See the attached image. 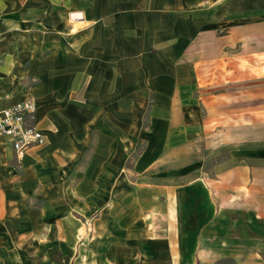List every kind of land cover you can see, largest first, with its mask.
<instances>
[{"label":"crops","instance_id":"obj_1","mask_svg":"<svg viewBox=\"0 0 264 264\" xmlns=\"http://www.w3.org/2000/svg\"><path fill=\"white\" fill-rule=\"evenodd\" d=\"M59 1L74 7V0ZM180 1L184 42L195 35L199 47H214L204 56L212 54L208 62L213 64L208 63L205 74L192 71L190 87H184L192 95L188 106L176 99L179 89L173 80L166 92L156 94L148 145L129 181L127 129L118 133L117 151L105 138L89 140V131L78 141L76 129L73 157L42 89H29L26 97L21 95L26 90L18 92L21 61L37 44L26 41L31 33L19 32L23 25L31 28L30 0H0L1 35H9L8 23H21L12 35L23 39L13 71L0 82V111L35 97V118L45 139L17 159L0 136V259L13 232L24 226L19 218L34 186L76 185L81 190L130 183L150 185L166 196L165 208L152 212L151 220L160 216L167 221L161 245L152 249L169 255L167 264H264V0H164L134 14V23H157L158 12L169 14ZM191 13H199L196 22ZM190 23L207 24L192 30ZM216 23H225L220 37ZM193 55V62L204 61ZM240 110L247 111L245 118ZM156 123L162 128L156 129Z\"/></svg>","mask_w":264,"mask_h":264},{"label":"rangeland","instance_id":"obj_2","mask_svg":"<svg viewBox=\"0 0 264 264\" xmlns=\"http://www.w3.org/2000/svg\"><path fill=\"white\" fill-rule=\"evenodd\" d=\"M163 1L74 0V7H67L59 0H30L31 28L23 25L21 30V23H8L9 35L0 31V82L13 71L23 41L13 37L12 28L31 33L33 36H25L26 41L37 44L21 61L18 92L26 90L21 94L26 97L27 90L42 89L44 102L73 157L76 129L80 134L75 140H81V135L85 139L89 131V140L105 138L115 151L119 131L127 129L125 169L129 181L134 180V165L148 145L145 138L150 136L156 94L166 92L173 80L179 89L176 99L188 106L192 95L184 87H190L192 71L196 68L205 74L208 63L213 64L208 62L213 60L212 54L209 59L204 56L214 47H199L195 35L184 42L181 1L169 14L158 12L157 23H134V14H143L148 6ZM73 10L82 12L83 18L73 19ZM198 14L191 13V22L198 20ZM206 24L190 23L192 30ZM223 24H215L219 26L216 37L224 35ZM193 54L196 58L200 54L204 61L193 62ZM239 112L240 118H245L247 111ZM155 128H162L161 123ZM77 187L34 186L25 214L19 218L23 217L24 226L13 232L0 264L170 262L169 255L152 253L157 243L161 245L167 228L165 218L151 220L152 212L165 208L164 194L150 185L130 183ZM83 209L87 214L82 215Z\"/></svg>","mask_w":264,"mask_h":264},{"label":"built area","instance_id":"obj_3","mask_svg":"<svg viewBox=\"0 0 264 264\" xmlns=\"http://www.w3.org/2000/svg\"><path fill=\"white\" fill-rule=\"evenodd\" d=\"M35 112L32 99L16 102L0 111V136L7 139L17 159L27 150L44 144Z\"/></svg>","mask_w":264,"mask_h":264},{"label":"bare ground","instance_id":"obj_4","mask_svg":"<svg viewBox=\"0 0 264 264\" xmlns=\"http://www.w3.org/2000/svg\"><path fill=\"white\" fill-rule=\"evenodd\" d=\"M70 16L73 19H82L83 18V13L82 12H79V11H74V12H71L70 13Z\"/></svg>","mask_w":264,"mask_h":264}]
</instances>
